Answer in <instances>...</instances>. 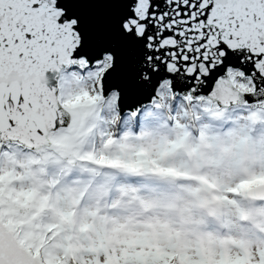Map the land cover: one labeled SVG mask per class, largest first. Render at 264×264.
<instances>
[{
	"label": "snow or ice",
	"instance_id": "1",
	"mask_svg": "<svg viewBox=\"0 0 264 264\" xmlns=\"http://www.w3.org/2000/svg\"><path fill=\"white\" fill-rule=\"evenodd\" d=\"M0 264H264V0H0Z\"/></svg>",
	"mask_w": 264,
	"mask_h": 264
}]
</instances>
